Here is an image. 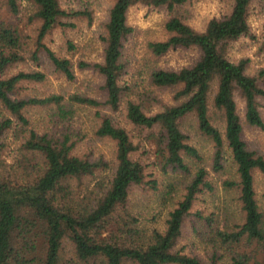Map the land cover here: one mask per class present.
Segmentation results:
<instances>
[{"label": "trees", "instance_id": "obj_1", "mask_svg": "<svg viewBox=\"0 0 264 264\" xmlns=\"http://www.w3.org/2000/svg\"><path fill=\"white\" fill-rule=\"evenodd\" d=\"M191 1L114 0L101 37V62L81 60L75 67L46 39L55 30H74L80 21L90 26V9L63 7L61 0H0V264H264V207L255 199L253 177L258 171L264 178V155L243 140L244 127L264 135V71L250 75L248 59H228L229 47L250 34L252 5L264 15V0H231L230 11L209 20L201 32L180 13ZM135 5L170 14L163 26L167 38L147 44L154 58L178 49L199 53L189 67L150 72L151 88L173 94V103L158 110L154 105L161 102L152 91L131 97V87L121 83L127 71L124 43L134 31L127 14ZM66 46L75 49L70 41ZM76 69L101 76L102 97L24 94L27 85L42 84L49 75L74 82ZM75 107L99 119L93 134L113 144L112 160L76 153L83 135L70 126ZM34 109H49V121L33 124ZM122 111L135 137L115 121ZM184 122L213 144L214 172L223 169L226 150L236 172V180L224 185L237 190L238 219L213 231L206 262L177 249L198 195L213 190L209 172L198 166L201 154L182 130ZM51 123L56 130L46 127ZM143 143L161 172L188 175L187 160L197 164L162 230L142 227L130 206L133 188L155 189L154 180L146 181V165L135 157ZM197 215L212 228L211 217ZM67 247L71 255L64 259Z\"/></svg>", "mask_w": 264, "mask_h": 264}, {"label": "rangeland", "instance_id": "obj_2", "mask_svg": "<svg viewBox=\"0 0 264 264\" xmlns=\"http://www.w3.org/2000/svg\"><path fill=\"white\" fill-rule=\"evenodd\" d=\"M114 0H61L63 7L85 8L93 13L94 20L90 26L86 21L78 22L74 30L62 33L55 30L46 39V43L58 56L70 59L75 67L78 61L90 63L101 62L103 43L101 37L104 35V24L108 11ZM231 0H193L181 8V15L186 24L197 31H203L209 20L219 18L230 11ZM170 14L161 8L135 5L127 14L128 24L133 28V33L124 43L123 58L127 64L126 74L121 83L132 89L131 97L145 92H153V96L161 102L155 109L162 105H171L172 91L159 90L150 87L149 74L154 69L177 71L184 67L191 66L198 59L199 53L195 48L178 49L170 51L164 56L154 58L147 49V44L154 41H163L167 38L164 31V23ZM250 34L240 38L229 47L228 59L236 62L239 59H248L247 73L255 75L264 71V15L257 4H253L249 17ZM70 41L75 49L69 51L66 43ZM19 69L25 68L19 65ZM27 69V68H25ZM42 70V69H41ZM16 70H12L15 72ZM77 79L74 82H67L52 75L48 76L42 84L27 85L24 94L30 96H45L50 93H63L70 95L78 93L94 98L102 97L100 85L102 78L91 69L79 71L76 69ZM237 100V109L243 118V102ZM76 116L70 122L73 132H80L83 138L76 146V153L88 154L91 158L102 156L106 160H112L114 146L110 141L99 140L93 130L99 124V119L94 116L92 110L75 107ZM264 119V104L261 108ZM49 109H34L29 111V117L33 124L47 123L49 121ZM115 121L122 127L136 136V132L125 120L124 112L115 115ZM189 122L182 124V130L190 138L189 143L194 146L202 156V162L198 166L204 167L208 172V180L213 190H205L198 195L191 209V215L186 218L183 225L182 238L179 240L177 249L183 250L187 255L196 256L203 261L208 260L210 255L213 231L223 230L226 226L232 225L237 219L240 206L237 199V190L227 188L225 181L236 180L235 168L228 150L223 158V169L219 172L212 170L213 144L207 138L200 136L190 127ZM62 127L63 124H57ZM49 130L54 131V124H48ZM243 140L247 147L264 155V135L258 129L244 127ZM134 141H137L134 138ZM146 147V148H145ZM148 144L143 143L135 157H140L146 165V181H155V189L150 186L135 187L131 191L130 206L133 213L140 219L141 226L146 229H160L164 227L168 213L176 207L182 198L184 187L191 179L195 171L196 163L187 160L191 170L188 175L177 172H161L154 166V159L151 154H146ZM255 199L260 207H264V178L258 172H253ZM152 186V185H151ZM172 190V191H171ZM169 192H171L169 194ZM211 217L213 222L211 229L204 219L198 217ZM71 255L67 247L64 259Z\"/></svg>", "mask_w": 264, "mask_h": 264}]
</instances>
